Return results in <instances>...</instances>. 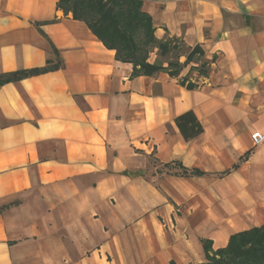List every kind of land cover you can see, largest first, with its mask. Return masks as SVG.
Wrapping results in <instances>:
<instances>
[{
  "label": "crops",
  "instance_id": "1",
  "mask_svg": "<svg viewBox=\"0 0 264 264\" xmlns=\"http://www.w3.org/2000/svg\"><path fill=\"white\" fill-rule=\"evenodd\" d=\"M57 1L0 0V76L58 61L0 84V264L44 234L10 216L32 195L77 213L76 249L50 257L66 264H204L203 240L214 251L264 225L246 183L264 163L251 137L264 134V0H142L158 39L203 49L208 74L190 69L199 61L180 73L191 90L165 72L132 76ZM186 111L203 128L189 140L175 124ZM175 160L204 174L158 171Z\"/></svg>",
  "mask_w": 264,
  "mask_h": 264
},
{
  "label": "trees",
  "instance_id": "2",
  "mask_svg": "<svg viewBox=\"0 0 264 264\" xmlns=\"http://www.w3.org/2000/svg\"><path fill=\"white\" fill-rule=\"evenodd\" d=\"M56 7L64 14L70 13L72 18L83 21L104 46L115 51L117 60L130 63L132 76H152L165 72L170 77L177 78L178 83L189 90L197 86L188 75L181 76L180 73L187 64L204 56L203 49L198 44L191 48L185 47L175 36L158 39L154 34L155 26L150 14L142 9V0H58ZM154 49L157 50L159 59L151 62L148 58ZM181 56H184L183 61L179 60ZM209 63L203 60L190 69L206 76ZM57 66L58 61L52 66L47 64L42 68L6 74L0 76V84ZM175 124L185 140L203 131L192 111L177 116ZM164 166V173L168 174H204L203 171L187 168L176 160ZM202 244L206 258L204 264H264V225L232 234L225 247L214 251L209 240H203Z\"/></svg>",
  "mask_w": 264,
  "mask_h": 264
},
{
  "label": "rangeland",
  "instance_id": "3",
  "mask_svg": "<svg viewBox=\"0 0 264 264\" xmlns=\"http://www.w3.org/2000/svg\"><path fill=\"white\" fill-rule=\"evenodd\" d=\"M179 40L182 41L183 45L186 47L183 40L181 38H179ZM156 59L158 60L159 57L157 50L154 49L150 52L148 60L152 62ZM198 59L199 58L197 57L195 61L198 62ZM179 60L183 61L184 56H181ZM200 63L201 60L198 62V64ZM186 68H184V71ZM262 135L264 136V134ZM262 144H264V141L261 144L255 146L259 147ZM255 148L257 147H254V149ZM158 171L164 172L165 168L161 167V170ZM248 171L250 173L254 172L255 175L254 179H249L246 182L248 186H250L254 191L252 197L255 201V204L253 207L260 208V203H264V163L250 166V168L246 170V173H248ZM57 198L54 197L55 200H53V198L51 200H47L43 196L32 195L29 198V201H27L24 205L15 208L13 210L14 212L10 214L11 219L23 218V222H26L28 219V222H30L27 225L30 227L34 225H42L44 228V234L40 236L37 235V232H35L34 234L19 240V243H21V248L20 252L15 255L16 264H66L67 262H70L66 260H55L50 258L57 253L63 254L65 252H72L77 247L76 223H72V221H75L73 215L77 213L70 211L71 206L68 204V199L64 201H61L60 199L59 201ZM56 203L58 205V209L54 206ZM238 209L240 214L245 212L240 204H238ZM253 213H262V220L264 221V208L263 212L256 210ZM88 228L93 232L94 235H97V226L95 223H89ZM45 257H49L50 259H45Z\"/></svg>",
  "mask_w": 264,
  "mask_h": 264
},
{
  "label": "built area",
  "instance_id": "4",
  "mask_svg": "<svg viewBox=\"0 0 264 264\" xmlns=\"http://www.w3.org/2000/svg\"><path fill=\"white\" fill-rule=\"evenodd\" d=\"M251 137L254 145H259L264 141V136L260 132H254Z\"/></svg>",
  "mask_w": 264,
  "mask_h": 264
}]
</instances>
